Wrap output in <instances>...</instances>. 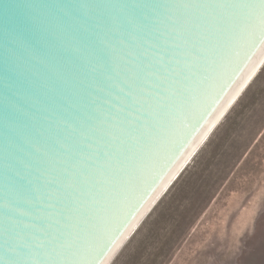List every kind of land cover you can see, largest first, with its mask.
Returning a JSON list of instances; mask_svg holds the SVG:
<instances>
[{
    "label": "water",
    "instance_id": "obj_1",
    "mask_svg": "<svg viewBox=\"0 0 264 264\" xmlns=\"http://www.w3.org/2000/svg\"><path fill=\"white\" fill-rule=\"evenodd\" d=\"M127 2L0 0V264H63L66 259L71 260L70 252L60 255L57 251L68 230L63 224L50 227L43 218L41 205L47 207L46 194L42 193L39 199L35 195L17 198L11 190L8 181L20 158L13 151L14 143L22 145L20 150L26 155L34 156L32 147L37 145L62 161L56 171L58 180L62 182L68 176L75 182L79 197L86 204L93 198L103 199L91 166L78 167L85 145L88 142L111 145L112 137H119L117 162L105 170L116 182L112 188L115 191L122 175L120 170L133 168L140 158L139 146L130 137L143 136L142 144L147 147L163 127L150 116L141 125L129 127L125 115L136 106L128 93L136 95L140 90H151L155 93L154 101L169 86H178L183 92L194 87L190 74L184 75L186 64L196 63L197 79L209 67L204 52L216 48L220 41L212 27L217 13L213 9H193L194 29L189 30L183 24L184 11L177 8L175 25L165 24L136 35L127 30L112 35L119 67L110 79L92 80L83 88L79 81L88 82L85 70L73 88H66L62 77L67 72L80 10L75 9L74 14L72 10H61L60 6L88 5L86 11L94 17L97 12L115 15L118 9L112 6ZM141 2L178 6L255 4L260 0ZM180 32L182 37L178 35ZM162 55L167 57V64L159 63ZM263 61L264 39L258 31L242 35L228 46L205 93L192 110L180 117L166 146L153 156L123 197L118 211L99 232L93 243L92 264L113 261ZM74 106H79V110ZM169 107L172 108L171 102ZM144 111H150V105ZM21 114L28 119H20ZM117 115L119 123L110 121V117ZM149 122L155 129L151 135L144 132ZM61 146L68 150L61 151ZM74 200L75 196L62 193L51 204L54 211H59L72 207Z\"/></svg>",
    "mask_w": 264,
    "mask_h": 264
},
{
    "label": "snow or ice",
    "instance_id": "obj_2",
    "mask_svg": "<svg viewBox=\"0 0 264 264\" xmlns=\"http://www.w3.org/2000/svg\"><path fill=\"white\" fill-rule=\"evenodd\" d=\"M89 7L88 5L60 6L61 10H72L74 14L75 9L80 10V19L73 33L72 48L68 53L67 72L62 77L65 87L69 89L74 87L85 70L88 82L79 81L83 88H87L92 80L102 81L111 78L119 67L117 45L112 39L113 34L127 30L130 34L136 35L157 30L165 24L175 25L178 22L176 20L177 8L184 11L183 24L185 29L189 30L194 29L191 19L193 9L215 10L217 15L213 17L212 27L219 35L220 41L216 48L205 49L204 54L208 58L209 67L204 70L205 74L200 79L196 78L195 62L185 65L187 71L184 75L190 74L194 87L185 88L181 92L178 86H169L162 90L154 101L152 97L155 93L151 90H140L136 95L128 93L136 106L134 110L128 111L125 115L129 127L141 125L149 119V116L156 124H162L163 127L147 147L142 144L143 136L130 137L131 142L139 146L140 158L133 168L120 170L122 175L115 191L112 188L115 187L116 182L113 177L106 174L105 170L112 168L117 162L119 137H112L111 145L92 144L91 142L85 145V151L78 167L91 166L97 177L96 183L101 186L103 199L93 198L90 203L86 204L80 199L79 188L75 182L68 176H65L62 182L58 180L56 171L58 165L63 163L62 161L56 160L40 146L34 145L32 147L34 156H29L20 150L22 145L13 144V151L20 158L15 163L8 183L17 198L35 195L39 199L42 193L46 194L47 199L44 203L47 207L41 205L43 218L48 221L50 227H59L63 224L68 230V236L61 241L57 250L60 255L71 253V260L66 259L63 264H92L90 257L93 243L99 232L118 211L123 197L128 193L139 174L147 168L153 156L166 146L168 139L177 130L180 117L192 110L205 93L213 74L221 66L228 46L240 36L254 35L257 31L260 33V38L264 39V0L255 4L194 5L184 3L178 6L129 0L127 3L112 6L118 9L115 15L97 12L94 17L88 15L86 10ZM178 35L182 37L183 32ZM158 61L162 65L169 62L163 55L158 58ZM152 75L153 73L150 72L149 76ZM149 105L150 111H144ZM74 107L79 110V106ZM173 109L174 114H171ZM117 111L124 110L118 109ZM20 119H28V117L21 114ZM109 119L120 122L119 115ZM166 119L167 123H164ZM15 124L16 121L12 123V126L14 127ZM153 131L155 129L149 122L144 132L151 135ZM67 150L65 146H61V151ZM62 193L75 196L73 205L67 209L60 208L59 211H54L51 202L60 199Z\"/></svg>",
    "mask_w": 264,
    "mask_h": 264
},
{
    "label": "rangeland",
    "instance_id": "obj_3",
    "mask_svg": "<svg viewBox=\"0 0 264 264\" xmlns=\"http://www.w3.org/2000/svg\"><path fill=\"white\" fill-rule=\"evenodd\" d=\"M113 264H264V69Z\"/></svg>",
    "mask_w": 264,
    "mask_h": 264
},
{
    "label": "bare ground",
    "instance_id": "obj_4",
    "mask_svg": "<svg viewBox=\"0 0 264 264\" xmlns=\"http://www.w3.org/2000/svg\"><path fill=\"white\" fill-rule=\"evenodd\" d=\"M264 68V61L260 65V67L257 69V71L253 74V76L250 78V80L247 82V84L244 86V88L241 90V92L238 94V96L235 98V100L232 102V104L229 106V108L226 110V112L222 115V117L219 119V121L216 123V125L213 127V129L209 132V134L206 136V138L203 140V142L200 144V146L197 148V150L193 153V155L190 157V159L187 161V163L184 165V167L181 169V171L177 174V176L174 178V180L170 183V185L167 187V189L164 191V193L160 196V198L157 200V202L153 205L151 210L148 212V214L145 216L142 223L136 228L135 232L131 235V237L127 240V242L123 245L120 252L117 254V256L113 259V261L110 264H113L114 261L117 259L119 254L123 251V249L127 246V244L131 241L137 230L140 228V226L143 224V222L149 217V215L152 213V211L158 206V204L162 201V199L166 196V194L169 192V190L173 187V185L177 182V180L181 177V175L185 172V170L189 167V165L192 163L194 158L198 155V153L201 151V149L205 146L207 141L211 138V136L215 133V131L218 129V127L221 125V123L224 121V119L227 117V115L231 112V110L235 107V105L238 103V101L242 98V96L245 94V92L249 89V87L253 84V82L256 80V78L261 73L262 69Z\"/></svg>",
    "mask_w": 264,
    "mask_h": 264
},
{
    "label": "trees",
    "instance_id": "obj_5",
    "mask_svg": "<svg viewBox=\"0 0 264 264\" xmlns=\"http://www.w3.org/2000/svg\"><path fill=\"white\" fill-rule=\"evenodd\" d=\"M263 69H264V68H263ZM263 69H262V70H263ZM261 72H262V71H261ZM245 93H246V92H245ZM243 96H244V95H243ZM243 96H242V97H243ZM231 111H232V110H231ZM227 116H228V115H227Z\"/></svg>",
    "mask_w": 264,
    "mask_h": 264
}]
</instances>
